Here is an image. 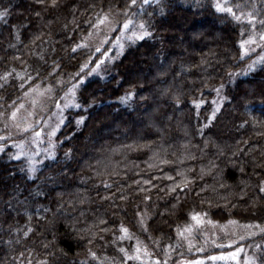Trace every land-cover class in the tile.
<instances>
[{"label":"trees","instance_id":"1","mask_svg":"<svg viewBox=\"0 0 264 264\" xmlns=\"http://www.w3.org/2000/svg\"><path fill=\"white\" fill-rule=\"evenodd\" d=\"M71 2L78 5L74 12L67 2L45 10L36 0H0V11L8 10V15L0 17V76L15 69L10 81L0 89L4 97L0 112L13 110L24 101L27 89L39 82L51 83L54 96L60 97L74 81L70 79L92 56L86 49L74 59L68 53L91 29L86 21L92 18L93 11L102 7L106 11L109 2L125 7V0ZM214 3L215 0H150L139 12L131 7L133 19L150 21L152 36L127 45L107 77L95 76L81 84L79 103L89 107L68 111L56 135L57 154L35 172L21 159L0 155V264H40L44 260L48 264H136L119 251L126 248L133 255L135 238L162 262L168 257L193 256L198 248L203 252H196L200 253L196 258L222 251L202 248L203 229H199L201 234L197 233L199 240L194 246L177 235V225L183 226L193 212L206 213V218L214 222L239 220L264 229V196L257 198L256 189L264 181V171L257 168L259 175L254 174L251 162L253 156L257 162L264 160L260 155L264 151V61H258L260 65L251 74L234 77L248 62L259 60V50L257 54H246L241 41L248 35L258 41L264 33V25L259 23L264 20V0H221L237 14L252 12L257 16L255 29L247 20L236 21L218 12ZM238 4L243 7L235 8ZM35 12L41 16H35ZM120 19L125 17L121 15ZM19 25L25 26L17 41L15 31ZM40 32L43 35L32 43ZM36 53H42L44 59ZM52 61L60 63L61 68L44 80ZM37 68L41 69V80L29 81L20 88L22 81L16 72H33ZM57 79L64 83L57 84ZM133 89V101L121 104L117 98ZM217 97H222V105L216 119L208 123L213 100L219 103ZM93 98L94 104L90 103ZM81 116L86 119L77 124ZM3 127L4 123L0 125L2 133ZM145 144L150 146L143 147ZM217 145L223 148V154ZM253 146L255 149L249 152ZM238 148L244 151L233 157L232 151ZM69 149L71 153L66 157ZM230 159L249 161L245 174L232 167ZM210 161L217 167L211 168ZM202 168L210 172L200 179ZM180 173L194 180L192 190H185L187 195L179 189L169 192V185L182 180ZM241 179L249 181L247 196L229 195L241 191ZM103 181L111 182L113 187L105 190ZM38 190L45 195H36ZM145 196L152 199L145 201ZM177 196L180 203L176 210L161 217L160 211L176 203ZM82 199L85 203L80 204ZM58 203H63V212H57ZM41 205L51 211L43 212ZM137 205L139 211L147 207L148 213H156L147 221L150 235L137 223ZM98 219L106 223H98ZM121 223L130 229L134 239H116ZM90 224L95 225V237L78 234L76 229ZM29 226L33 231L25 236ZM105 228L110 231H103ZM255 242L264 252V231L239 239L238 245ZM167 245L172 246L171 250ZM88 249L96 252L99 260L92 259Z\"/></svg>","mask_w":264,"mask_h":264},{"label":"rangeland","instance_id":"2","mask_svg":"<svg viewBox=\"0 0 264 264\" xmlns=\"http://www.w3.org/2000/svg\"><path fill=\"white\" fill-rule=\"evenodd\" d=\"M149 1L150 0H148V2ZM133 30H136L135 26H133ZM89 32L93 33L91 37L88 36ZM130 35L131 32L125 35L120 28H117L116 31L106 32V29L101 26V31L98 33L92 28L88 30V32L84 34L83 38H87V42L89 44L100 48L99 52H96L94 48L92 50L86 49V51H89L92 54L90 59L94 57L93 61L97 59L103 60L104 57L101 54L104 52H108L109 56L114 57V59L105 60L104 64L101 66L100 75H89V73L92 72V69L96 66L94 63L89 64L88 68L83 69V72H87L81 73V76L85 77V79L79 84H77L78 78L74 79V81L63 90L61 96L58 98L54 96L53 92H49L44 95H40L39 93H29V95H24V101L15 107L19 108V106L23 104V107L19 108L16 123L20 124L21 127L27 123H32L33 129H29L27 132H22L14 127L10 113L15 108L5 113L3 117H0V125L4 123V125L7 124V127H3L4 131L3 133L0 132V136H8L9 138L7 141L0 140V145H6L4 152H0V155L5 154L6 156H11V158L25 161L28 169L31 172L32 169L29 167L30 164L34 166L35 169H37L48 160L52 159L55 156L57 149L56 135L66 122L68 111L73 108H78L73 106V101L79 103L78 89L80 88L81 84L95 76L102 78L107 77L111 72L112 65L122 55L125 47L138 40V38L135 39V41L130 40ZM250 36L251 35H248V38H246L245 41H247ZM104 39H107L108 42L101 43V41ZM121 45H123V48H121ZM250 46H253L254 48ZM244 47L249 49L246 54H251L254 52L257 54V51L259 50L260 53L257 54V59L259 60L254 58L243 68L237 70L234 75L236 78L251 74V72L260 65L261 62L258 63V61H262L260 57H263L264 55V40L261 38L254 43L244 44ZM72 80L73 78L70 79V81ZM38 84L41 86V88L46 86L40 82ZM73 84H77L75 91H72ZM29 88L27 89L28 91ZM220 93H222V90ZM217 99H219V97H217ZM34 100L36 101L35 103H33ZM221 101L222 97L219 99V103L218 100L214 99L212 102L213 109H216L218 104L221 106ZM34 132L40 133V135L35 136ZM16 144H22V148L18 149ZM9 147L11 149H8ZM20 151H23L25 155L19 156ZM18 156L19 158H17ZM199 213L203 214L202 212ZM200 219H202L204 223L196 225V222L192 220V216L190 215L189 220L185 224L195 225V228L191 232L185 231L184 235L180 236V238L184 239L187 244L194 246V244L199 240L197 233H199V235L201 234L199 229H203L204 231L202 232H204L205 236L203 238L204 240L202 242V248L206 251L216 247V249L220 248L222 251L209 254L203 258H196V256L200 254L196 252H203L200 250V248H198L199 251H195L193 256H178L172 260L170 257H168L167 264H250L252 258H255L257 262H264L263 247L258 249L260 248V245H258L256 242L238 245L239 239H241V237L244 239L253 234L254 231L261 234L262 230L257 225L251 224L250 222H241L239 220H230L232 223H229V221L224 223L214 222L207 219L205 215H201ZM248 225H251V227H248ZM217 239H222L223 241H218ZM218 245H220V247H217ZM140 247V255L143 257V259L133 260L134 263L156 264L157 259L160 260L158 255L151 254L143 245H140ZM260 250L261 253L259 254ZM222 255L224 258L220 259L219 257ZM213 257H216V259H213ZM161 264H163L162 261Z\"/></svg>","mask_w":264,"mask_h":264},{"label":"snow or ice","instance_id":"3","mask_svg":"<svg viewBox=\"0 0 264 264\" xmlns=\"http://www.w3.org/2000/svg\"><path fill=\"white\" fill-rule=\"evenodd\" d=\"M69 3L70 5V9L74 12L75 9L78 7L77 4L72 3L71 0H36V3L45 6V10H47L48 7H52V8H58L61 6V4L64 3ZM148 3V0H125V7L123 8H119L116 7L115 4H112L111 2L108 3L107 5V10L105 11L104 8H100L99 11H93V15L92 18H90L89 20L86 21V23L89 24V26L95 31V32H100L101 31V26H103L104 29H106V32H112V31H116L117 28H120L123 33L125 35H127L129 32H131V35L129 36V39L132 41H135V39H140L143 40L146 37H151L152 36V31H150V21H146L143 19H136L134 20L132 17L135 15L134 13L131 12V7L135 6L137 8V11L139 12V10L141 8H143V6L145 4ZM89 7L95 9L96 5L95 4H90ZM214 7L216 8V10L218 12L221 13H226L228 15L231 16L232 19L236 20V21H241L243 20H247L250 24V26L255 29L256 27V21H257V16H255L252 12H240L239 14H237L236 11L233 10L232 6H225V3H221V0H215L214 3ZM235 8L239 9L241 7H243V5H235ZM161 12L164 11V8L161 7ZM5 15H8V10L4 9L3 11H0V17H3ZM35 16L39 17L41 16L40 12H35L34 13ZM123 15L125 17V19L121 20L120 16ZM76 22V17L75 15H73V23L75 24ZM47 23L50 25L52 23L51 20L47 21ZM259 23L261 25H264V20H260ZM25 25H19L16 27V31H15V38L17 39V41H19L20 38V29L22 27H24ZM133 26H135L136 30H133ZM65 28H67V25H64ZM77 28L79 27V25L76 26ZM73 31H75V29H73ZM40 35H43V32H40L39 35H34V38L32 40V43H35V40L40 38ZM93 35L92 32L88 33V36L91 37ZM260 38L262 40H264V33L260 34ZM107 39H104L101 41V43H107ZM255 39L254 36H250L249 39L247 41H241V44H248V43H254ZM9 47L11 48H15L14 44H9ZM94 48V50L96 52L100 51L99 47H95L94 45H91L87 42V38H83L81 39L79 42H76L73 44V46L71 47V52L68 53L69 56L71 58H75L81 51H83L84 49H89L92 50ZM121 48H123V45H121ZM245 53H247L249 51V49L246 47L244 49ZM36 55H38L40 57L41 60L44 59L43 54L42 53H36ZM104 59H97L95 61L89 59L87 62L83 63L81 65V69L80 71H78L75 74V77H73V79H77V84H79L81 81H83L85 79V77L81 76V72L83 71V69L88 68L89 64H95L96 66L92 69V72L89 73V75H100V70H101V66L104 64L105 60L107 59H114V57H110L108 52H104L101 54ZM18 58V57H16ZM260 59L262 61H264V57H260ZM23 63V61H22ZM45 63H47L45 61ZM52 68L51 71L48 72L47 77H44L43 79L46 80L48 77L53 76L54 73H56L60 68H61V64L56 62V61H52ZM254 66V65H253ZM13 72H15V69H13L12 71L9 72H5L2 76H0V89L4 88L5 84H7L10 79L13 77ZM33 72L35 73L33 75ZM33 72H29L27 69L24 72H16V77L18 79H20L22 82L20 83L19 87L20 88H24L25 84L28 83L29 81H33V80H41V69L37 68L34 69ZM71 75V74H70ZM57 84H63L64 81L63 79H57ZM77 84H73L72 86V91H75ZM49 92H53V85L51 83H48L45 87L41 88V86L39 84L35 85L34 87H30L29 91L25 93V95H29V93H39L40 95H44L46 93ZM217 92H219V89H217ZM67 95V94H66ZM136 96L135 90H131V91H126L122 96L118 97L117 99L119 100V102L123 105H128L130 104V102L133 101V98ZM141 99H143V97H141ZM4 100V97L0 96V101ZM36 101L34 100L33 103H35ZM13 105H15V101L11 102ZM90 103L94 104L96 103V100L93 98L91 99ZM177 103H179V99L177 98ZM73 106L74 107H78V108H87L89 107V104H81V103H76L75 101H73ZM23 104H21L19 106V108H22ZM19 108H15L11 113H10V117L13 121L14 127L17 128L19 131L22 132H27L29 129H33V124L32 123H27L25 124L23 127H21L20 124L16 123V118H17V114L19 112ZM220 105L218 104L216 109H214L211 113V119L209 120L208 123H211L212 120L216 119V114L217 111H219ZM5 115L4 112H0V117H3ZM63 119V117H62ZM86 117L81 116L78 118L77 120V124H83L85 121ZM255 122V121H254ZM245 124L247 123V121L244 122ZM7 127V124L5 125ZM243 126V125H242ZM204 127H207V124L204 125ZM35 136H39L40 133H35ZM8 136H0V140H8ZM15 143V142H13ZM143 147H149L150 145L145 144L142 145ZM6 145H0V152H4ZM16 147L22 148V144H16ZM256 146H253L252 148H249L248 151L252 152L255 149ZM217 150L219 153L223 154V148L220 147V145H217ZM244 149L243 148H238V149H234L231 153V155L233 157H238L240 152H243ZM71 153V149H69L66 153L65 156H69ZM25 155V153L23 151H20L19 156H23ZM261 157H264V151H261L260 153ZM19 156L17 158H19ZM164 163H168V161H162ZM252 165H253V172L254 174L259 175L258 172H256L257 168H260L261 171H264V160H260L259 162H257V157L253 156L252 157ZM211 165V168H215L217 167L215 165L214 162L210 161L209 162ZM228 163L236 168H239V171L241 174H245V164L249 163V161L246 160H241L239 163L237 162V160L235 159H230L228 161ZM29 167H31L32 172H35L36 169L34 166H32L31 164L29 165ZM210 169L209 170H205V169H201V173H200V179H203L204 175L209 174ZM99 175V173H97ZM182 180L180 182H175L174 178L171 176H168L167 178L169 180H173L174 183L172 185H169V192L171 193H175L178 189L181 192H184L185 195H187V191H191L192 190V184L194 183L193 179H190L189 177H187L184 173H180ZM218 175H221V173H218ZM105 186V190L111 189L113 187V184L111 182L108 181H103L102 182ZM135 183L139 184L140 181H135ZM145 184H151V181H144ZM239 183L241 185H243V188H241V191L239 193H229V195H236L239 197H244L247 196V191L246 189L248 188L249 185V181L243 180L241 179L239 181ZM154 186V185H153ZM205 187H210L208 185H206ZM219 187H226L225 184H220ZM257 189V198H259V196H264V181L261 182V184L256 186ZM141 191H143L144 189H140ZM204 188H201L200 191H204ZM216 189H213V191H215ZM198 194V193H197ZM36 195L39 196H43L45 195L43 192H40L39 190L37 191ZM57 195L62 196L63 193H58ZM159 199H162V197H158ZM102 199H109V197H102ZM121 199H127V197L125 196H121ZM145 201H150L152 199L151 196H145ZM176 203L172 204L169 207H165L162 211H160L159 215L161 217L164 216L165 213H168L169 215L172 214V212H174L177 208V205L180 203V197H174ZM256 201L253 200V203H255ZM80 204L85 203V200H80L79 201ZM158 207V206H156ZM40 208L43 210V212L48 213L51 211L50 208L44 207L43 205L40 206ZM137 208V223L140 225L141 229L145 232L148 233L149 235L151 234L149 232V226L147 221L153 219V216L156 214L155 211H153V213H148V209L147 207L144 208L143 211H139V205L136 206ZM57 212H63L64 210V205L63 203H58L57 204V208H56ZM201 215H207L206 213L201 214V213H196L193 212L191 214L192 216V220L196 222V225H200L203 224L204 221L202 219H200ZM53 216H55V213H53ZM29 219H31V217H29ZM163 223H166V221H162ZM98 223H106L104 220H100L98 219ZM229 223H232V221H229ZM73 228H75V224L72 225ZM95 227V225H88L85 228H80V229H76L78 234L79 233H83L85 235H88L89 233L92 235V237H95L97 235V233L95 231H92V229ZM248 227H251V225H248ZM195 228V225H177L176 227V232L178 236H183L185 231L187 232H191L193 231ZM33 229L29 226L28 230L26 232H24V235L27 236L30 232H32ZM103 231L108 232L110 231L109 228H105L103 229ZM119 231H120V235L116 237L117 240H131L134 239L135 237L133 236V234L130 232V229L128 227H126L123 223L120 224L119 226ZM262 231H264V229H262ZM113 235H115V233H113ZM100 239H103V237H100ZM136 239V248L134 251L133 255H129L128 254V250L126 248H120L119 251L121 253L124 254L125 257H127V260H141L143 259V257L140 255L141 253V241L139 240V238H135ZM241 239H243V237H241ZM88 243H92V240H88ZM112 243H116V241H112ZM48 246V245H45ZM167 247L169 248V250H171L172 246L171 245H167ZM61 252H63V250H61ZM89 255L92 259L95 260H99V257L97 256V253L94 251H91V249H88ZM55 252H52V255L55 256ZM21 255H23V253H21ZM165 256H167V254H165ZM220 259H223L224 256L222 255L221 257H219ZM213 259H216V257H213ZM40 264H48L47 260L41 261ZM122 264H126V261H122ZM156 264H161V261L159 259H157ZM163 264H167V259L165 258V260L163 261ZM250 264H264V262H257L255 258H252V260L250 261Z\"/></svg>","mask_w":264,"mask_h":264}]
</instances>
